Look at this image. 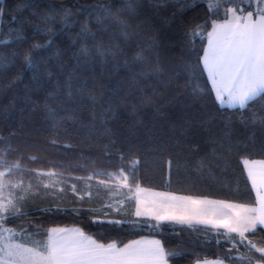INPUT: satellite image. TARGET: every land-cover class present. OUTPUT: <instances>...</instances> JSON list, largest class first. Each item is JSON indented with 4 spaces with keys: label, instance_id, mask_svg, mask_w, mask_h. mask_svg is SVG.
<instances>
[{
    "label": "trees",
    "instance_id": "obj_1",
    "mask_svg": "<svg viewBox=\"0 0 264 264\" xmlns=\"http://www.w3.org/2000/svg\"><path fill=\"white\" fill-rule=\"evenodd\" d=\"M107 3L111 16L95 11L97 0H0V155L20 161L16 179L25 185L30 179L38 183L31 170L60 174L43 177V184L61 181L46 189L41 185L22 202L26 215L4 227L29 245L46 238L51 228H80L117 247L152 236L161 242L168 264L218 258L233 264L228 256L246 249L237 252L222 232L136 218L126 197L139 184L255 205L243 159H264V99L245 108L219 106L201 63L213 22L229 19L232 11L226 9L246 15L254 3L219 0L213 7L217 0L181 5L137 0L131 14L125 0ZM69 9L72 22L66 27ZM113 17L128 27L122 30ZM85 26L87 39L81 36ZM201 26L205 38L190 42L191 32ZM37 44L41 47L34 49ZM28 52L30 65L24 60ZM193 84L201 91L194 92ZM135 161L136 176L128 181L132 191L122 190L125 204L113 211L106 205L119 198L112 197L116 189L109 182ZM257 229L260 234L248 233L249 239H264V230Z\"/></svg>",
    "mask_w": 264,
    "mask_h": 264
},
{
    "label": "snow or ice",
    "instance_id": "obj_2",
    "mask_svg": "<svg viewBox=\"0 0 264 264\" xmlns=\"http://www.w3.org/2000/svg\"><path fill=\"white\" fill-rule=\"evenodd\" d=\"M125 2L130 14L139 7L137 0H125ZM175 3L181 5L185 3V0H175ZM248 3L250 6L254 3L255 7L247 11V15H233L232 19H228L226 15L225 22L219 24L213 22L212 30L206 35L207 47L201 59L212 82L216 99L221 105L245 108L249 101H254L257 97L264 99V0H248ZM218 5L219 0L213 7ZM94 8L98 13H107L111 16L107 0H97ZM178 10L182 9L178 8ZM225 11L234 13L236 10L226 9ZM112 19L121 26L122 30L128 27L126 20L118 17ZM71 22L69 9L64 13L63 23L67 27ZM46 31L51 32L52 29ZM89 34L85 26L81 33L82 38L87 39ZM197 37L205 38L203 26L199 31L191 32L190 42ZM39 47H41L39 44L33 46L34 49ZM24 60L26 64L32 63L30 52L25 53ZM192 88L194 92L201 91L198 85L193 84ZM261 123L264 124V120ZM260 151L264 153V147ZM138 163L139 161L133 162V167L127 173L123 169L120 170L119 185L129 189L130 192L132 186L128 181L130 177L136 176L135 165ZM243 165L256 192L255 207L242 203L176 196L170 193H154L153 195L160 197V200L153 201V207H147V202L140 197L143 189L136 184V215H151L157 220L175 219L177 222L189 224L195 220L197 223L211 224L212 227H222L226 229L224 235L232 242L237 252L240 246L246 249V254L228 256L233 264L238 260L245 261L246 264H264V239L254 241L245 235L246 233L253 236L260 234L257 225L264 229V159L245 158ZM19 169H21L19 160L11 162L0 155V264H167L165 250L158 240L133 241L123 247H117L115 243L97 242L80 228H51L43 234L46 238L33 240L31 245L20 242L19 234L4 225L10 220L26 215L21 211L22 202L40 191L41 185L46 189L55 187L61 181L50 180L48 184H43V177H56L60 174L54 170L48 172L31 170L35 172L38 183L34 186L30 179L25 185L23 178L16 179ZM109 179H112L111 174ZM100 183L108 186L105 181ZM72 190L76 191L75 185H72ZM116 194H119V188ZM210 205L219 207L210 209ZM173 208H179L180 214L171 216L166 214L168 209ZM162 212L165 214H161ZM216 215L224 218L222 222L217 223L208 218ZM20 232L27 233V230L21 226ZM231 233L238 235V242L230 235ZM37 234H40L39 230ZM228 252L231 253L232 249H228ZM255 253H259V256ZM204 264H224V261L218 258L215 261H205Z\"/></svg>",
    "mask_w": 264,
    "mask_h": 264
},
{
    "label": "crops",
    "instance_id": "obj_3",
    "mask_svg": "<svg viewBox=\"0 0 264 264\" xmlns=\"http://www.w3.org/2000/svg\"><path fill=\"white\" fill-rule=\"evenodd\" d=\"M233 15H237V16H239L238 14L231 12V13L229 14V19H232ZM246 15H247V14H246ZM220 23H224V22H220ZM218 24H219V23H218ZM211 30H212V29H211ZM206 47H207V40H206V44H205V48H206ZM205 48H204V49H205ZM203 54H204V52H203ZM202 56H203V55H202ZM201 63H202V67H203V70H204V72H205V75H206V77H207V80H208V82H209L210 88H211V90H212V93H213V95H214V98H215L216 102L218 103V105L221 106V107H223V108H229V109L240 108L239 106H229V105H227V104H224V105H221V104H220V102L216 99V94H215V91H214V89H213L212 82H211L210 78L208 77L207 71L204 69L202 59H201ZM249 102H250V101H249ZM243 168H244V171H245L246 176H247V170H246V168L244 167V165H243ZM247 178H248V177H247ZM248 180H249V179H248ZM249 183H250L251 188H252V184H251V181H250V180H249ZM141 189H142V188H141ZM252 190H253V193H254V196H255V201H256V199H257V197H256V192H255V190H254L253 188H252ZM154 193H165V192H159V191H153V190L143 189V191L140 193V197H141V199L147 202V204H146L147 207H153L152 202H153V201H157V202H158V201L160 200V197H156V196L153 195ZM172 195H174V194H172ZM176 196H179V195H176ZM184 197H185V196H184ZM193 198H195V197H193ZM131 199H132L133 204H134V207H133V215H134V217H136V218L149 219V220L155 221V222H157V223H175V224L185 225V226H201V227H206V228H210V229H213V230L220 231V232H222L223 234H225V232H226V229H224V228H222V227H212L211 224L197 223L195 220H194L191 224H189V223H180V222H177V220H175V219H163V220H157V219L153 218V216H151V215L137 216V215H136L137 200H136V193H135V190H134V192L131 194ZM199 199H203V198H199ZM207 200H210V199H207ZM211 201H215V200H211ZM218 202H221V201H218ZM177 203H179V202H177ZM225 203H227V202H225ZM255 206H256V204H255L254 206H252V207H255ZM218 207H219L218 205H210V206H209L210 209L218 208ZM161 214H165V213L162 212ZM166 214H168L169 216H171V215H179V214H180V209H179V208L168 209ZM208 218H209V219H212V220H214V221H216L217 223L222 222V219H224V218H222V217H220V216H218V215H216V216H210V217H208ZM257 228H261V227H260L259 225H257ZM261 229H262V228H261ZM262 230H264V229H262ZM246 234H248V233H246ZM246 234H245V235H246ZM230 235H231L232 237H235L237 242L239 241V237H238V235H237L236 233H231ZM224 237L226 238V240H228L226 235H224ZM152 240H158V239L155 238V237H152V236H145V237H142V238L137 239V240H135V241H152ZM158 241H159V240H158ZM228 241H229V240H228ZM132 242H133V241H132ZM230 242H231V241H230ZM130 243H131V242H130ZM128 244H129V243H128ZM205 261H215V260H205ZM205 261L197 262V263H195V264H204ZM167 264H168V263H167ZM224 264H227V263L224 262Z\"/></svg>",
    "mask_w": 264,
    "mask_h": 264
},
{
    "label": "rangeland",
    "instance_id": "obj_4",
    "mask_svg": "<svg viewBox=\"0 0 264 264\" xmlns=\"http://www.w3.org/2000/svg\"><path fill=\"white\" fill-rule=\"evenodd\" d=\"M254 7H255V4H254ZM121 179L120 175L117 176V177H114L113 180H111L109 182L110 186L114 187L116 189L115 193L112 195V197H116V198H119L118 200H114V201H111L110 203H108L106 206L110 209H112L113 211H118L120 208H122L125 204V199L122 197L123 195V192L122 190L126 189V188H123V187H120L119 185V180ZM50 182V181H48ZM119 188V194H116L117 193V189ZM111 204L112 206L109 207L108 205ZM65 229H73V228H65Z\"/></svg>",
    "mask_w": 264,
    "mask_h": 264
}]
</instances>
